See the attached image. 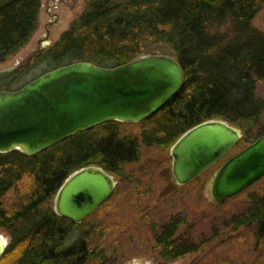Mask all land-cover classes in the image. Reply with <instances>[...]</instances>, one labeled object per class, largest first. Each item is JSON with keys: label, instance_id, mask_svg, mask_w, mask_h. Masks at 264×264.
Here are the masks:
<instances>
[{"label": "trees", "instance_id": "obj_1", "mask_svg": "<svg viewBox=\"0 0 264 264\" xmlns=\"http://www.w3.org/2000/svg\"><path fill=\"white\" fill-rule=\"evenodd\" d=\"M40 6L41 0H0V63L29 41ZM263 7L264 0H89L35 65L47 61L52 69L91 61L113 66L161 47L183 66L184 85L161 109L137 123L147 125L141 137L122 133L126 123L112 120L34 156L17 150L0 153V230L10 236L0 264H111L107 225L93 214L75 223L58 215L51 203L77 169L96 164L125 180L127 165L141 157L140 142L167 148L212 118L242 130L233 149L263 134L264 100L256 95L255 82L264 80V32L252 25ZM11 193L16 196L9 199ZM250 203L229 231L243 228L258 243L264 240V194L251 193ZM183 221L172 218L154 234L165 263L199 250L180 241ZM214 264H264V259Z\"/></svg>", "mask_w": 264, "mask_h": 264}, {"label": "water", "instance_id": "obj_2", "mask_svg": "<svg viewBox=\"0 0 264 264\" xmlns=\"http://www.w3.org/2000/svg\"><path fill=\"white\" fill-rule=\"evenodd\" d=\"M25 67L0 69V153L17 150L34 156L107 121L140 123L185 82L179 60L163 53L143 54L113 66L75 61L11 89ZM242 135L238 126L220 118L188 129L170 147L175 181L185 185L227 156L210 177V198L222 203L250 187L264 176V133L228 155ZM117 183L114 173L100 165L77 169L58 189L54 210L82 223L113 195ZM9 242L0 231V259Z\"/></svg>", "mask_w": 264, "mask_h": 264}, {"label": "rangeland", "instance_id": "obj_3", "mask_svg": "<svg viewBox=\"0 0 264 264\" xmlns=\"http://www.w3.org/2000/svg\"><path fill=\"white\" fill-rule=\"evenodd\" d=\"M89 0H41L38 25L29 41L11 58L0 63L1 68L26 64L23 74L11 83L16 89L50 69L48 62L35 65L36 52L43 42L54 44L85 10ZM252 25L264 32V7L252 19ZM153 53H166L161 47ZM255 93L264 100V80L255 82ZM264 122V116L261 119ZM147 125L126 123L122 133L141 137ZM141 157L127 165L125 180L114 173L118 183L114 195L104 207L93 213L100 223L107 225V249L111 264H214L224 261L238 263L255 258L264 259V240L256 243L245 229H229L235 218L250 209V194H264V176L239 194L222 203L209 195V181L214 170L227 157L211 166L201 176L179 185L173 176L170 147L146 146L140 142ZM239 148L232 149L230 154ZM15 193L8 198L15 197ZM54 205V198L51 199ZM172 218L183 219L178 237L183 244H196L197 252L165 263L154 245V234ZM9 239L6 231L0 230ZM74 231L72 237L77 236Z\"/></svg>", "mask_w": 264, "mask_h": 264}, {"label": "flooded vegetation", "instance_id": "obj_4", "mask_svg": "<svg viewBox=\"0 0 264 264\" xmlns=\"http://www.w3.org/2000/svg\"><path fill=\"white\" fill-rule=\"evenodd\" d=\"M49 41H45L42 43L40 48L34 52L36 54L35 60H37L44 52H46L52 45H49Z\"/></svg>", "mask_w": 264, "mask_h": 264}]
</instances>
